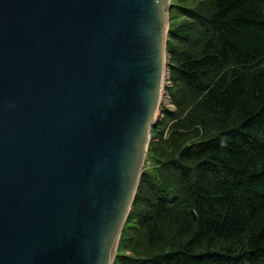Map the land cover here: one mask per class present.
I'll list each match as a JSON object with an SVG mask.
<instances>
[{
	"label": "water",
	"instance_id": "water-1",
	"mask_svg": "<svg viewBox=\"0 0 264 264\" xmlns=\"http://www.w3.org/2000/svg\"><path fill=\"white\" fill-rule=\"evenodd\" d=\"M170 0H0V264H112L167 78Z\"/></svg>",
	"mask_w": 264,
	"mask_h": 264
},
{
	"label": "trees",
	"instance_id": "trees-1",
	"mask_svg": "<svg viewBox=\"0 0 264 264\" xmlns=\"http://www.w3.org/2000/svg\"><path fill=\"white\" fill-rule=\"evenodd\" d=\"M187 12L168 43L187 113L140 180L119 243L132 255L114 264H264V0Z\"/></svg>",
	"mask_w": 264,
	"mask_h": 264
},
{
	"label": "rangeland",
	"instance_id": "rangeland-1",
	"mask_svg": "<svg viewBox=\"0 0 264 264\" xmlns=\"http://www.w3.org/2000/svg\"><path fill=\"white\" fill-rule=\"evenodd\" d=\"M171 1V8H170V20H169V30H168V37L166 42V58H167V78L165 83V91L163 93V98L161 101V104L158 108V111L156 113V121L154 128L151 132V141L148 146V151L146 154V160L144 162V166L142 168V174L145 172V175H142V180L145 179L147 175H152L154 171L159 167V165H162V159L164 157H161L158 152L166 146V143L164 140L169 139L173 132L174 126L181 120L185 118L186 110H182L180 107H176V105L173 103L172 99H176L177 101L181 100H188L189 96L186 94V91H183L184 89L179 87L177 88V93L175 95H172L174 93L173 83H172V69H171V55L169 53V41H170V29L173 30L174 28L180 27L181 25H184L185 23L189 22V14L188 9H193L194 7H198V5L205 2V0H170ZM188 14V15H187ZM187 25V24H186ZM190 27H192L190 25ZM186 98V99H184ZM179 120H176V117H179ZM184 135H187V133L184 132V130H180L178 132V135L180 138ZM181 144V141H179ZM174 146V149L175 150ZM157 149L158 151H156ZM172 150V151H173ZM140 178V180H141ZM143 182V181H142ZM142 183H140L141 185ZM138 191V190H137ZM129 217L125 223V225L122 228V232L119 238V242L117 245L114 261H118L121 258L128 256L130 257L132 254H130V251H128L124 246L120 245V240L125 239L128 235V231L123 232L125 227L128 224ZM134 220H130L132 222ZM137 223V221H136ZM135 229L133 232L137 231V224H135ZM136 241L139 245V247H143L144 249L147 248L146 240L144 239V236L142 234L136 235ZM116 259V260H115ZM114 264V262H113Z\"/></svg>",
	"mask_w": 264,
	"mask_h": 264
},
{
	"label": "bare ground",
	"instance_id": "bare-ground-1",
	"mask_svg": "<svg viewBox=\"0 0 264 264\" xmlns=\"http://www.w3.org/2000/svg\"><path fill=\"white\" fill-rule=\"evenodd\" d=\"M162 98H163V95H162V97H161V100L160 101H162ZM161 104V103H160ZM141 178V177H140Z\"/></svg>",
	"mask_w": 264,
	"mask_h": 264
}]
</instances>
